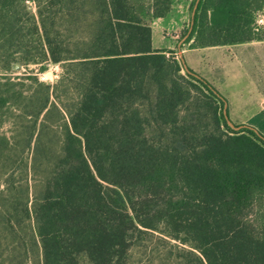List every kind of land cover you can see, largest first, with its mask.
I'll use <instances>...</instances> for the list:
<instances>
[{
	"label": "trees",
	"instance_id": "obj_1",
	"mask_svg": "<svg viewBox=\"0 0 264 264\" xmlns=\"http://www.w3.org/2000/svg\"><path fill=\"white\" fill-rule=\"evenodd\" d=\"M178 1L0 0V264H264V136L153 46ZM260 15L200 0L184 43Z\"/></svg>",
	"mask_w": 264,
	"mask_h": 264
},
{
	"label": "rangeland",
	"instance_id": "obj_2",
	"mask_svg": "<svg viewBox=\"0 0 264 264\" xmlns=\"http://www.w3.org/2000/svg\"><path fill=\"white\" fill-rule=\"evenodd\" d=\"M190 0H181L174 7L173 13L166 19L161 28V20L155 19L152 24V44L155 48L172 50L180 60L181 55L188 69L206 80L228 102L233 115L246 119V125L256 129L264 136V110L257 109L255 99L264 100V57L262 49L246 46L228 49L189 50L183 54L182 48L189 49L187 43H178L189 28L191 9ZM264 18L260 15L259 18ZM264 20V19H263ZM164 36V39H163ZM60 72L57 65L50 64L47 69L38 73L40 80L53 83ZM186 72L183 67V73ZM248 75L251 77L248 78ZM255 81L259 93H251L249 85Z\"/></svg>",
	"mask_w": 264,
	"mask_h": 264
},
{
	"label": "crops",
	"instance_id": "obj_3",
	"mask_svg": "<svg viewBox=\"0 0 264 264\" xmlns=\"http://www.w3.org/2000/svg\"><path fill=\"white\" fill-rule=\"evenodd\" d=\"M156 19H159L161 20V28L163 27V24L166 23V19L167 18H156ZM155 19H153L154 21ZM152 21V22H153ZM163 39H164V36H163ZM181 40L179 41L178 43V46L180 47L181 44ZM188 45V44H187ZM240 46H246L247 48H252V49H256L255 52L258 53L261 49H262V55L264 57V40H252V41H249V42H246V43H240V44H234V45H223V46H210V47H203V48H189V49H185V48H182L183 50V54L189 50H200V49H205V50H214V49H222V48H225V49H228V48H231V47H240ZM248 78L250 79L251 77L248 75ZM249 90L250 92L253 94V93H259L258 92V89L255 85V81H251L250 82V85H249ZM222 96V95H221ZM223 97V96H222ZM224 98V97H223ZM225 99V98H224ZM226 100V99H225ZM227 102V100H226ZM255 103L257 105V109H259L260 111L261 110H264V100H260V101H257V99H255ZM230 107H228V102H227V113H228V117L229 119L235 124V125H246L247 123H245L247 120L246 119H243V118H239L238 116L236 115H233L229 109ZM246 126H249V125H246Z\"/></svg>",
	"mask_w": 264,
	"mask_h": 264
},
{
	"label": "water",
	"instance_id": "obj_4",
	"mask_svg": "<svg viewBox=\"0 0 264 264\" xmlns=\"http://www.w3.org/2000/svg\"><path fill=\"white\" fill-rule=\"evenodd\" d=\"M199 1H200V0H195V2H194V5H193V7H192V11H191L190 26H189V28H188V30H187V33H186V34L184 35V37L182 38L180 44L184 41V39H187L188 36H189V34L191 33V30H192V27H193L194 15H195L196 8H197V6H198ZM181 60H182V62H183V67H184V69H185L186 72H188L189 74H191V75H193V76H195V77H197V78H200L197 74L193 73L192 71H190V70L188 69V67L186 66V64H185V62H184V59H183L182 55H181ZM213 91H214L215 93H217L215 90H213ZM217 95H218L219 97L222 98V96H221L220 94L217 93ZM223 100H224V105H223V110H222V112H223V115H224V118H225L227 124H228L233 130H235V131H238V130H240L241 128L245 127L246 125H235V124L229 119V117H228V113H227V102H226L225 99H223ZM253 129H254V128H253ZM254 130H255L256 132H258L256 129H254Z\"/></svg>",
	"mask_w": 264,
	"mask_h": 264
},
{
	"label": "built area",
	"instance_id": "obj_5",
	"mask_svg": "<svg viewBox=\"0 0 264 264\" xmlns=\"http://www.w3.org/2000/svg\"><path fill=\"white\" fill-rule=\"evenodd\" d=\"M264 19V18H263ZM261 17L257 19V24L258 25H263L264 26V20Z\"/></svg>",
	"mask_w": 264,
	"mask_h": 264
}]
</instances>
